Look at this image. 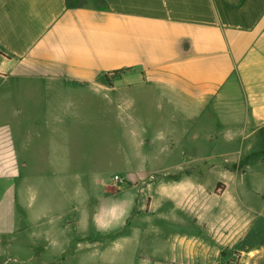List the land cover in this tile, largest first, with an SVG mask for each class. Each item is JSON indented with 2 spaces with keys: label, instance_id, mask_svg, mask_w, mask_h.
Here are the masks:
<instances>
[{
  "label": "crops",
  "instance_id": "1",
  "mask_svg": "<svg viewBox=\"0 0 264 264\" xmlns=\"http://www.w3.org/2000/svg\"><path fill=\"white\" fill-rule=\"evenodd\" d=\"M98 1L0 0V264L19 239L34 255H95L138 211L189 219L193 203L208 210L230 195L194 176L218 166L171 149L119 156L121 186L111 173L82 183L93 167L85 129L95 111H123L120 97L129 102L115 125L157 153L201 144L227 156L224 146L264 144V0ZM101 94L109 104L93 105ZM208 221L205 239H192L243 249L241 236L213 241ZM252 252L262 264L264 250ZM181 253L159 260L176 264Z\"/></svg>",
  "mask_w": 264,
  "mask_h": 264
},
{
  "label": "rangeland",
  "instance_id": "2",
  "mask_svg": "<svg viewBox=\"0 0 264 264\" xmlns=\"http://www.w3.org/2000/svg\"><path fill=\"white\" fill-rule=\"evenodd\" d=\"M89 3L98 5L99 1L89 0ZM119 99L123 111L113 110L118 117L124 115V107L129 102L125 96ZM68 100L72 105H76L78 97H71ZM95 100L93 104L95 106L104 107L109 104V99L103 94ZM113 112L95 111L96 125L85 129L83 152L93 167L92 169L89 167L80 178L82 183L88 182L91 177L99 181L104 180L110 173V181L116 175L122 177L118 173H112L121 170L119 156H142L150 152L151 156L162 158L167 156L171 149L175 157L191 156L196 159V164L202 165L203 160L201 159H205L207 164L218 166L219 169L205 174L203 172L202 176L200 174L194 176L205 180L206 184L208 181L217 183L218 192L228 187L230 195L213 206L211 205L208 210L203 209L200 204L193 203L194 208L189 212V219L174 216L160 219L153 213L149 214L148 208L145 214L143 210L138 211L118 234L101 238L102 251L95 255L86 256L79 252L73 254L76 256H72L70 252L71 256L64 254L62 258V255L55 254L52 248L45 250V254L40 252L34 255L38 251L24 249L20 252L19 239L15 243L16 253L4 258L7 260L5 264H174L173 261L159 260L171 257L174 250L182 252V260L176 264H252V251L264 250V180H259L258 177L260 170L264 172V144L245 146L244 153L239 152L242 148L240 145H229L228 148L224 146L229 153L227 156H216L215 154L211 156L209 149L214 146L201 144L174 147L168 145L167 152L161 154L152 151L148 146L135 144L137 139L139 140L135 135L138 130L135 129V134L132 136L129 128L127 129L124 125L116 126ZM237 156L242 157L238 160ZM226 159L230 164V172L222 176L223 173L227 174L222 171L223 167L228 165ZM71 160L72 163L78 162L77 156H71ZM158 164L161 162L158 161ZM243 167L249 169L237 176ZM81 174H83L82 171ZM168 178L178 179L177 176ZM149 179L153 177L150 176ZM194 218H197L195 223ZM203 219L204 221L209 220L207 232L210 237H213V241L219 239V241L232 242L241 236L242 240L238 242V247L246 251L231 248L222 242L216 246L197 238L192 239L191 237L201 236L205 239L206 226H204ZM245 257L250 258L249 262H244Z\"/></svg>",
  "mask_w": 264,
  "mask_h": 264
},
{
  "label": "built area",
  "instance_id": "3",
  "mask_svg": "<svg viewBox=\"0 0 264 264\" xmlns=\"http://www.w3.org/2000/svg\"><path fill=\"white\" fill-rule=\"evenodd\" d=\"M112 182H113L115 185H117V186H121V185H123V184L125 183V180H124V178H122V177L116 175V176H114V177L112 178Z\"/></svg>",
  "mask_w": 264,
  "mask_h": 264
},
{
  "label": "trees",
  "instance_id": "4",
  "mask_svg": "<svg viewBox=\"0 0 264 264\" xmlns=\"http://www.w3.org/2000/svg\"><path fill=\"white\" fill-rule=\"evenodd\" d=\"M263 154H264V151H263Z\"/></svg>",
  "mask_w": 264,
  "mask_h": 264
}]
</instances>
